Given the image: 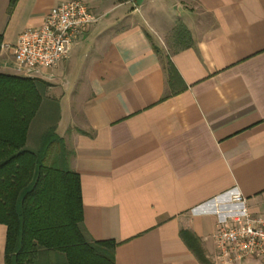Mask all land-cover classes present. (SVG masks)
<instances>
[{
    "label": "crops",
    "instance_id": "0c3cea01",
    "mask_svg": "<svg viewBox=\"0 0 264 264\" xmlns=\"http://www.w3.org/2000/svg\"><path fill=\"white\" fill-rule=\"evenodd\" d=\"M65 1L0 0V74L47 84L87 238L114 264H216L205 204L236 190L264 215V0H82L97 19L68 58L17 68L19 34ZM5 241L0 223V264Z\"/></svg>",
    "mask_w": 264,
    "mask_h": 264
},
{
    "label": "trees",
    "instance_id": "16d2710c",
    "mask_svg": "<svg viewBox=\"0 0 264 264\" xmlns=\"http://www.w3.org/2000/svg\"><path fill=\"white\" fill-rule=\"evenodd\" d=\"M168 72L176 74L171 64ZM46 86L36 78L0 74L4 263L114 264L116 243L86 236L79 175L68 168L55 133L58 107L44 99ZM194 253L204 264L201 251Z\"/></svg>",
    "mask_w": 264,
    "mask_h": 264
},
{
    "label": "built area",
    "instance_id": "2783aa9c",
    "mask_svg": "<svg viewBox=\"0 0 264 264\" xmlns=\"http://www.w3.org/2000/svg\"><path fill=\"white\" fill-rule=\"evenodd\" d=\"M82 0L53 7L38 28L26 29L12 48L13 64L26 73L53 69L65 61L75 41L96 20ZM215 216L212 238L216 264L256 259L264 264V215L253 214L236 190L208 201Z\"/></svg>",
    "mask_w": 264,
    "mask_h": 264
},
{
    "label": "rangeland",
    "instance_id": "374dc122",
    "mask_svg": "<svg viewBox=\"0 0 264 264\" xmlns=\"http://www.w3.org/2000/svg\"><path fill=\"white\" fill-rule=\"evenodd\" d=\"M37 264H44L42 259H38ZM46 264H51L50 262L46 261Z\"/></svg>",
    "mask_w": 264,
    "mask_h": 264
}]
</instances>
